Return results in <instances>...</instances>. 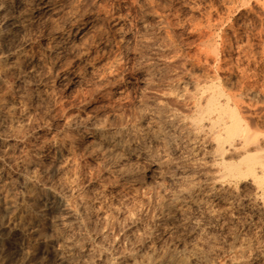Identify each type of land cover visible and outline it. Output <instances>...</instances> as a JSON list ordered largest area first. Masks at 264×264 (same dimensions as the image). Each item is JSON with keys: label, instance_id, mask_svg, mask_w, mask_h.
<instances>
[{"label": "rangeland", "instance_id": "1", "mask_svg": "<svg viewBox=\"0 0 264 264\" xmlns=\"http://www.w3.org/2000/svg\"><path fill=\"white\" fill-rule=\"evenodd\" d=\"M42 1L0 0V264H141L146 254L150 264L172 255L188 264H264V191L251 175L222 166L240 153L227 158L229 151L213 149L208 130L190 123L200 89L210 84L238 93L244 108L256 107L257 114L245 109L249 118H261L264 0H50L40 12ZM90 13L98 16L79 46L58 43ZM128 78L124 97L110 90ZM94 126L143 142L152 156L121 147H111L116 156L103 154ZM65 136L73 137L70 148L59 149L55 141ZM63 199L71 209L74 201L73 215Z\"/></svg>", "mask_w": 264, "mask_h": 264}, {"label": "bare ground", "instance_id": "2", "mask_svg": "<svg viewBox=\"0 0 264 264\" xmlns=\"http://www.w3.org/2000/svg\"><path fill=\"white\" fill-rule=\"evenodd\" d=\"M48 1H50V0H43L42 2H41V4H39V5H37L36 6V8L37 9H40L39 11L40 12H42L44 9V7H47V5H48ZM245 1V0H244ZM51 2H52V0H51ZM51 2L49 3L50 4V6H51ZM259 2V1H258ZM263 2V1H262ZM11 3V2H10ZM40 3V2H39ZM12 4V3H11ZM118 4V3H117ZM49 6V5H48ZM262 6H264V5H262ZM48 8V7H47ZM97 10V9H96ZM264 10V9H263ZM99 11V10H98ZM102 11V10H101ZM94 12V11H93ZM103 12V11H102ZM104 13V12H103ZM115 13V12H114ZM12 14V13H11ZM41 14V13H40ZM105 14V13H104ZM103 15V14H102ZM112 15V14H111ZM113 15H118V13L116 14H113ZM112 15V16H113ZM97 16H98V13H90V15H88V16H86L85 18H83L80 22H79V24H76V26L74 27V28H71L70 30H66L67 32H65V34H61L60 35V37H59V39L57 40L58 41V43H59V41H61V43L62 42H68V44H69V46H70V48H72L73 47V45H72V47H71V44H74L78 39H79V37L83 34L84 35V32L85 31H88V29L87 28H90V25H91V27L92 26H94V25H92V20L93 19H95V18H97ZM100 17H101V15H99ZM108 16H110V15H108ZM119 16V15H118ZM99 18V17H98ZM112 18V17H111ZM23 20V19H22ZM112 20V19H111ZM114 20V19H113ZM12 21V20H11ZM95 21V20H94ZM16 22V21H15ZM23 22V21H22ZM22 22H21V24H22ZM114 22V21H113ZM14 23V22H13ZM94 23V22H93ZM118 23V22H117ZM11 24H12V22H11ZM18 24V23H17ZM110 24V23H109ZM112 24V23H111ZM114 24V23H113ZM17 26V25H16ZM19 26V25H18ZM110 27V26H109ZM120 27V26H119ZM259 28H260V26H259ZM1 30V29H0ZM11 30V29H10ZM100 30V32H101V29H99ZM103 30V29H102ZM106 30V29H105ZM109 30V29H108ZM111 30V29H110ZM114 30L116 31V28H114ZM103 32V31H102ZM9 33V32H8ZM244 33V32H243ZM3 34V33H2ZM1 34V35H2ZM264 34V33H263ZM3 35H5V33L3 34ZM104 35H106V34H104ZM246 35V34H245ZM14 36V35H13ZM98 36H100V35H98ZM101 36H102V34H101ZM4 37V36H3ZM107 37V36H106ZM57 38V37H56ZM105 38V37H104ZM97 39H98V37H97ZM107 40H108V38H106ZM106 39H105V41H106ZM56 40V39H55ZM1 41V40H0ZM94 41H96V40H94ZM93 41V43L95 44L96 42H94ZM104 41V40H103ZM260 41V40H259ZM264 41V40H263ZM98 42V41H97ZM57 43V44H58ZM77 43H78V41H77ZM77 43H76V45H77ZM92 43V42H91ZM91 43H89V44H91ZM103 43V42H102ZM55 44V43H54ZM97 44V43H96ZM107 44V43H106ZM239 44V43H238ZM252 44V43H251ZM75 45V44H74ZM248 45V44H247ZM54 46V45H53ZM57 46V45H56ZM63 46V45H62ZM61 46V47H62ZM68 46V45H67ZM78 46H79V43H78ZM101 46H102V44H101ZM226 46V45H225ZM61 47H58L59 48V50H60V48ZM83 48H84V46H82ZM87 47H88V45H87ZM87 47H85V48H87ZM103 47V46H102ZM218 47V46H217ZM227 47V46H226ZM231 47V46H230ZM229 47V48H230ZM235 47V46H234ZM74 48V47H73ZM105 48V47H104ZM61 49H63V48H61ZM94 49V48H93ZM214 49V48H213ZM216 49V48H215ZM218 49H219V47H218ZM241 49V48H240ZM55 50H56V48H55ZM78 50H80V48L78 49ZM221 50V49H220ZM263 50V49H262ZM64 51V50H63ZM69 51V50H68ZM71 51V50H70ZM75 51V50H74ZM77 51V50H76ZM83 51H84V49H83ZM86 51V50H85ZM100 51V50H99ZM102 51H103V49H102ZM251 51V50H250ZM81 51H79V53H80ZM96 52H97V50H96ZM96 52H94V53H96ZM247 52H248V50H247ZM60 53V52H59ZM62 53V52H61ZM102 53V52H101ZM207 53V52H206ZM219 53V52H218ZM76 54V53H75ZM97 55H98V52L96 53ZM212 54H214L213 52H212ZM248 54V53H247ZM263 54H264V52H263ZM57 55V54H56ZM71 55V54H70ZM79 55H81V54H78V55H76V57L77 56H79ZM75 56V55H74ZM73 56V57H74ZM94 56H95V54H90V55H88V58L86 59V58H84L83 60H82V62L84 63V65H85V63H87L88 62V60L90 59L91 60V58H94ZM213 56V55H212ZM217 56V55H216ZM244 56H246V55H244ZM249 56V55H248ZM97 57V56H96ZM215 57V56H214ZM235 57V56H234ZM261 57V56H260ZM57 58V57H56ZM71 58V57H70ZM4 60H5V56H4V58H3ZM58 59V58H57ZM60 59V58H59ZM247 59V58H246ZM252 59H254V58H252ZM213 60V59H212ZM216 60V59H215ZM255 60V59H254ZM263 60V59H262ZM3 61V60H2ZM252 61V60H251ZM258 61H259V59H258ZM54 62H55V60H54ZM53 62V63H54ZM69 62V61H68ZM67 62V63H68ZM71 62V61H70ZM77 62V61H76ZM91 62V61H90ZM254 62V64H255V62L256 61H253ZM252 62V63H253ZM264 62V61H263ZM67 63H65L66 65H67ZM247 63H248V61H247ZM262 63V62H261ZM77 64V63H76ZM75 64V65H76ZM1 65V64H0ZM5 65V64H4ZM3 65V66H4ZM73 65L74 64H68V70H69V72H71L72 70H73V68H71V67H73ZM79 64H77V66H78ZM258 65V64H257ZM262 65V64H261ZM260 64H259V67L261 66ZM82 66V65H81ZM255 66V65H254ZM2 67V66H1ZM82 67H84V66H82ZM232 67V66H231ZM78 68H80L79 66H78ZM85 68V67H84ZM83 68V69H84ZM234 68V67H233ZM263 68V67H262ZM65 69V68H64ZM235 69V68H234ZM242 69H244V68H242ZM241 69V70H242ZM259 69V68H258ZM257 69V70H258ZM82 70V69H81ZM246 71L248 70V69H245ZM251 70V69H250ZM260 70H261V68H260ZM77 71V70H76ZM79 71H80V69H79ZM237 71V70H236ZM244 71V70H243ZM245 71V72H246ZM252 71H253V69H252ZM255 71H256V69H255ZM239 72V71H238ZM251 72V71H250ZM258 72V71H257ZM75 73V72H74ZM262 73V72H261ZM241 74H242V72H241ZM252 74H254L253 72H252ZM246 76H248L247 75V73L245 74ZM263 75V74H262ZM240 76V75H239ZM243 76V75H242ZM241 76V77H242ZM245 76V77H246ZM254 76H256V75H254ZM241 77H239V79L241 78ZM245 77H243V78H245ZM249 78H250V76H248ZM247 77V78H248ZM253 77V76H252ZM122 78V77H121ZM194 78V77H193ZM206 78V77H205ZM216 78V77H215ZM257 78V77H256ZM260 78H261V76H260ZM262 78H264V77H262ZM120 79V78H119ZM203 78H201V80H202ZM214 79V78H213ZM217 80H218V78H216ZM242 79V78H241ZM241 79H240V81H241ZM117 80V79H116ZM201 80H199L198 79V81H201ZM211 80H212V78H211ZM245 80H246V78H245ZM249 80V79H248ZM256 79H254V83L256 82L255 81ZM258 80V79H257ZM261 80V79H260ZM263 80V79H262ZM206 81V80H205ZM208 81V80H207ZM210 81V80H209ZM251 81H252V79H251ZM114 83H112L111 84V88L112 89H110L111 91L112 90H114V91H119L118 92V94L120 93V91H121V88L124 86V85H126L127 86V84L129 83V78L128 79H122V80H117V81H113ZM193 82H195V81H193ZM260 82V81H259ZM259 82H257L258 83V85L260 84ZM262 82V85L260 86L261 88V90H263V92H264V81H261ZM218 83V82H217ZM216 83V84H217ZM238 83V82H237ZM247 83V82H246ZM245 82L243 83V84H246ZM248 83H250V82H248ZM207 84V83H206ZM223 84V83H222ZM239 84V83H238ZM237 84V85H238ZM242 84V83H241ZM256 84V83H255ZM129 85V84H128ZM240 85V84H239ZM249 85V84H248ZM247 85V86H248ZM253 83H251V86L253 87ZM125 86V87H126ZM235 86V85H234ZM233 86V87H234ZM246 86V85H245ZM209 89H204L203 87V89H200L202 92H200L201 93V99H199V101L197 102V104L195 103V100H194V103L196 104L195 105V109H194V111H191V112H194V116L192 117V119H191V122L190 121H188V119H187V121L188 122H190L191 124H193V128H197V127H201L202 126V131H203V129L205 128L206 130H208L209 132L208 133H211L210 135L212 136V139L214 140V142H212V144L214 143V148L212 147V145L211 144H209V145H211L210 147H212L213 149H215L216 151H218V152H220V153H225L226 151H229V155H227L228 157L227 158H229V156H231V154H230V151H237L238 153H240V155H238L237 154V152H235L236 154L233 156V159L235 160V156L236 155H238V157H239V159L238 160H236V161H229L228 160V162H224V165L222 164V166H224L225 168H226V170H227V172L229 173V174H231V175H233V176H235V175H240L241 176V174H249V176L251 175L253 178H254V181L256 182V184H254V181H253V185H257V191L259 192V191H264V129L262 128V126L264 125V123L262 122V120H264V111H262V112H259L260 114H259V117H261L259 120H258V118H257V120H255L254 122H253V120H251L250 118H254L256 115H254V117H250L249 118V116H248V111H246L245 109H247V108H244L242 105H247V104H242V102H243V100L241 99V98H239V96L237 95L238 93H234V92H227L226 90H224L223 89V87H221V86H219L218 84L217 85H215V84H210V85H208L207 86ZM236 88H237V86H235ZM235 87H234V89H235ZM240 87V86H239ZM250 87V86H249ZM256 87V86H255ZM258 87V86H257ZM109 88V87H108ZM107 88V89H108ZM127 88V87H126ZM244 88V87H243ZM248 88V87H247ZM259 88V87H258ZM126 90V89H125ZM194 90V89H193ZM195 90H197L198 91V89H195ZM230 90H231V88H230ZM236 90V89H235ZM241 90H243V89H241ZM247 90H249V88L247 89ZM246 90V88L244 89V91L243 92H246L247 91ZM206 91V92H205ZM229 91V90H228ZM254 91H255V88H254ZM256 91H257V89H256ZM255 91V92H256ZM125 92V91H124ZM237 92V91H236ZM242 92V91H241ZM240 92V93H241ZM249 92V91H248ZM250 92H251V89H250ZM249 92V93H250ZM255 92H253V95L255 94ZM262 92V93H263ZM106 93V92H105ZM107 93H109L108 92V90H107ZM106 93V94H107ZM111 93V92H110ZM109 93V94H110ZM122 93V92H121ZM193 93H195V91L193 92ZM198 93V92H197ZM248 93V94H249ZM261 93V92H260ZM261 93V94H262ZM124 94V93H123ZM244 94V93H243ZM258 94V93H257ZM264 94V93H263ZM120 96L122 95V94H119ZM187 95V97H188V94H186ZM190 95H192V94H190ZM189 95V96H190ZM245 95H246V93H245ZM259 95V94H258ZM109 97H110V95H108ZM107 95H106V97H108ZM114 96V95H113ZM123 96V95H122ZM198 96V95H197ZM200 96V95H199ZM198 96V97H199ZM241 96V95H240ZM252 96V95H251ZM255 96V95H254ZM257 96V95H256ZM263 96V95H262ZM115 98H116V95L114 96ZM118 97V96H117ZM124 97V96H123ZM197 97V98H198ZM242 98H243V96H241ZM115 98H113V99H115ZM193 98V97H192ZM195 98V97H194ZM255 98H257V97H255ZM259 98L260 97H258V99H255L254 100V102L253 101H251V103H249L248 105H250V104H252V105H255L256 104V102L257 103H259L258 101H259ZM264 97H262V99H263ZM254 99V98H253ZM261 99V98H260ZM247 100H249V102H250V100L251 99H247ZM246 101V100H245ZM244 101V102H245ZM264 101V100H263ZM192 102V101H191ZM243 102V103H244ZM261 103V102H260ZM261 105H262V103H261ZM261 105H259V104H257L256 106H261ZM194 106V105H193ZM264 107V106H263ZM262 107V108H263ZM254 108H256V107H253L252 109L251 108H248V109H250L249 110V112L250 113H256V112H254L255 110H254ZM260 108V107H259ZM262 108L260 109V110H262ZM264 110V109H263ZM189 114V113H188ZM257 114V113H256ZM171 115H174L173 113L172 114H170V116ZM176 115V114H175ZM190 115V114H189ZM250 115V114H249ZM252 115V114H251ZM250 115V116H251ZM169 116V117H170ZM191 116V115H190ZM168 117V116H167ZM168 117V118H169ZM177 117H179V116H177ZM186 117V116H185ZM189 117V116H188ZM187 117V118H188ZM175 118V117H174ZM171 119V118H170ZM178 121V120H177ZM182 121V120H181ZM186 121V120H185ZM202 121H204V123H201ZM171 123V122H170ZM170 123H169V125H170ZM182 123H183V121H182ZM187 123V122H186ZM189 123V124H190ZM172 124H174V123H172ZM97 125V124H96ZM160 125V124H159ZM184 125V124H183ZM102 126V125H101ZM162 126V125H161ZM178 126H180V125H178ZM189 126V125H188ZM100 127V126H99ZM99 127H96V126H94L93 128H92V130L98 135V141H100V142H103V143H105V145H103V146H105L106 148H104V147H102L103 148V154H107V156L109 155V156H116L117 154L116 153H113V151H111V147H121V149L123 150V152L124 153H126V154H134V155H138V156H147L148 157V155L150 154V153H148V150H147V148L145 147V144L143 143V142H139V140L136 142V143H134L135 142V140H134V142H126L127 140L125 139V138H123V135H121V133H119L118 131H113V130H109V131H102ZM169 127V126H168ZM168 127H166V128H168ZM172 127V126H171ZM184 127V126H183ZM101 128H103V127H101ZM105 128V127H104ZM107 128V127H106ZM119 128V127H118ZM137 128V127H136ZM159 128V127H158ZM161 128V127H160ZM159 128V129H160ZM164 128V127H163ZM187 128V127H186ZM189 128V127H188ZM192 128V129H193ZM110 129V128H109ZM112 129V128H111ZM138 129V128H137ZM178 129V128H177ZM176 129V130H177ZM191 129V128H190ZM91 130V131H92ZM108 130V129H107ZM127 130V129H126ZM134 130V129H133ZM168 130V129H167ZM184 130V129H183ZM206 130H205V132H206ZM119 131H120V129H119ZM138 131V130H137ZM136 131V132H137ZM158 131V130H157ZM156 131V132H157ZM172 131V130H171ZM175 131V130H174ZM181 131H182V128H181ZM187 131V130H186ZM196 131V130H195ZM87 132V131H86ZM89 132V131H88ZM121 132V131H120ZM164 132H165V130H164ZM163 132V133H164ZM184 132V131H183ZM183 132H181V133H183ZM204 132V131H203ZM203 132H201L202 134H203ZM125 133V132H124ZM128 133H130V132H128ZM155 133V132H154ZM161 133V132H160ZM171 132H169V134H170ZM175 134V133H178L179 134V132H172V134ZM180 133V134H181ZM195 132H192V134H194ZM126 134V133H125ZM137 134V133H136ZM156 134V133H155ZM167 134V133H166ZM196 134V133H195ZM200 134V133H199ZM206 134V133H205ZM130 135V134H129ZM139 135V134H138ZM157 135V134H156ZM160 135V134H159ZM164 135V134H163ZM171 135V134H170ZM182 135V134H181ZM201 135V134H200ZM209 135V137L211 138V136ZM125 136V135H124ZM131 136H133V135H131ZM134 136H135V134H134ZM137 136V135H136ZM154 136V135H153ZM161 136V135H160ZM177 136V135H176ZM183 136H186V135H183ZM194 136V135H193ZM138 137V136H137ZM157 137V136H156ZM162 137V136H161ZM171 138L173 137V135H171L170 136ZM174 137H175V135H174ZM181 137V136H180ZM190 137V136H189ZM73 137H71V136H65V137H63V138H60V139H58V142L57 141H55V144L57 145H55L56 147H59V149H60V147L61 146H66L67 145V147H68V145L69 144H71V142H72V139ZM96 138V137H95ZM139 138V137H138ZM168 138V137H167ZM175 138H177V137H175ZM183 138V137H182ZM192 138L193 137H191L190 139L192 140ZM198 138V137H197ZM201 139H202V135H201V137H200ZM134 139V138H133ZM137 139V138H136ZM141 139V138H140ZM158 139H160L159 137H158ZM164 139V138H163ZM178 139V138H177ZM184 139V138H183ZM190 139L188 138L187 140H189L190 141ZM199 139V138H198ZM211 139V140H212ZM142 140V139H141ZM162 140V139H161ZM169 140H172V139H169ZM180 140H181V138H180ZM194 140V139H193ZM200 140V139H199ZM211 140H210V142H211ZM212 140V141H213ZM98 141H96V143L98 144ZM174 141V140H173ZM184 141V140H183ZM198 141V140H197ZM203 141H204V139H203ZM57 142V143H56ZM167 142V141H166ZM181 142V141H180ZM185 142V141H184ZM201 142V141H200ZM205 142H207V139H206V141ZM74 143V142H73ZM96 143H95V146H96ZM148 143V142H147ZM146 143V144H147ZM164 143V142H163ZM178 143V142H177ZM185 143H188V142H185ZM199 143V142H198ZM165 144V143H164ZM183 144V142L181 143V145ZM191 145H192V143H190ZM203 144V143H202ZM43 145V144H42ZM100 145V144H99ZM170 145H172L171 143H170ZM174 145H176V144H174ZM188 145V144H187ZM198 145V144H197ZM41 146V145H40ZM44 146V145H43ZM70 146V145H69ZM151 146V145H150ZM149 146V147H150ZM168 146V145H167ZM167 146H165V147H167ZM193 146H196V145H193ZM42 147V146H41ZM93 147V146H92ZM97 147V146H96ZM95 147V148H96ZM168 147H170V146H168ZM176 147V146H175ZM197 147V146H196ZM198 147H199V145H198ZM53 148V147H52ZM51 148V149H52ZM68 148H70V147H68ZM94 148V149H95ZM99 148H101V145L99 146ZM101 148V149H102ZM184 148V147H183ZM55 149V148H54ZM57 149V148H56ZM92 149V148H91ZM100 149V150H101ZM114 149V148H113ZM152 149V148H151ZM191 149V148H190ZM190 149H189V151H190ZM212 149V150H213ZM27 150V149H26ZM25 150V151H26ZM39 150H42V149H39ZM118 150V149H117ZM120 150V149H119ZM118 150V151H119ZM188 150V149H187ZM38 151V150H37ZM60 151V150H59ZM27 152V151H26ZM115 152V151H114ZM117 152V151H116ZM122 152V151H121ZM122 152V153H123ZM152 152V151H151ZM157 152H158V150H157ZM156 152V153H157ZM194 152V151H193ZM198 152V151H197ZM21 153H23V152H21ZM45 153V152H44ZM49 153V152H48ZM62 153V152H61ZM98 153V152H97ZM99 153H100V151H99ZM120 153V151L118 152V154ZM155 153V152H154ZM198 153H200V152H198ZM232 153V152H231ZM234 153V152H233ZM23 154H25V153H23ZM22 154V155H23ZM27 154V153H26ZM29 154V153H28ZM31 154V153H30ZM56 154V153H55ZM116 154V155H115ZM153 154V153H152ZM216 154V153H215ZM214 154V155H215ZM45 155H46V153H45ZM51 155V154H50ZM120 155V154H119ZM124 155V154H123ZM155 155H157V154H155ZM213 155V156H214ZM218 155V154H217ZM223 155V154H222ZM29 156V155H28ZM52 156V155H51ZM61 157H62V155H60ZM150 156H152L151 154H150ZM225 156V155H224ZM231 156V157H232ZM29 157H31V156H29ZM49 157V156H48ZM128 157V156H127ZM217 158H219L218 156H216ZM215 157V158H216ZM237 157V158H238ZM33 158V157H32ZM113 158V157H112ZM116 158V157H115ZM121 158V157H120ZM124 158V157H123ZM130 158V157H129ZM132 158H134V157H132ZM159 158H160V156H159ZM158 158V159H159ZM213 158V157H212ZM216 158V159H217ZM28 159V158H27ZM49 159V158H48ZM110 159V158H109ZM127 159V158H126ZM157 159V160H158ZM167 159V157L165 158V160ZM214 159V158H213ZM213 159H212V161H213ZM215 159V160H216ZM222 159V158H221ZM221 159H220V161H221ZM22 160V159H21ZM29 161H30V159H28ZM27 160V162H29ZM45 160V159H44ZM50 160V159H49ZM121 160V159H120ZM127 160H129V159H127ZM133 160V159H132ZM155 160V159H154ZM225 160L227 161V159H226V157H225ZM23 161H25L24 159H23ZM47 161V160H46ZM51 161V160H50ZM136 161V160H135ZM152 160H150V162H151ZM156 161V160H155ZM161 161H164V160H161ZM161 161H160V163H161ZM216 161H218V160H216ZM26 162V161H25ZM27 162H26V164H27ZM122 162V161H121ZM125 163H126V161H124ZM123 162V163H124ZM133 162V161H132ZM157 162V161H156ZM156 162H152L151 163V165H153L154 166V163H156ZM1 163V162H0ZM49 163V162H48ZM167 163H169V162H167ZM215 164H216V162H214ZM129 164V163H128ZM131 165L133 164V163H130ZM136 164V163H135ZM163 164V163H162ZM211 164H212V162H211ZM121 165V164H120ZM126 165V164H125ZM124 164H122V166H125ZM160 165V164H159ZM217 165V164H216ZM215 165V166H216ZM219 165V164H218ZM3 166V165H2ZM127 166H130V165H127ZM127 166H126V168H127ZM133 166V165H132ZM158 166V165H157ZM165 166V165H164ZM135 167L136 166H134V169H135ZM138 167V166H137ZM159 167V166H158ZM217 167V166H216ZM125 167H123V169H126ZM132 168V167H131ZM154 168V167H153ZM156 168V167H155ZM154 168V169H155ZM161 168V167H160ZM160 168H156V169H160ZM165 168V167H164ZM221 168V167H220ZM119 169V168H118ZM122 169V170H123ZM121 170V171H122ZM127 170V169H126ZM128 170H130L129 169V167H128ZM127 170V171H128ZM133 170V169H132ZM131 170V171H132ZM135 170H137V169H135ZM134 170V171H135ZM161 170V169H160ZM224 170V169H223ZM225 170V171H226ZM8 171V170H7ZM120 171V172H121ZM162 171H164V170H162ZM166 171V170H165ZM216 171H218V172H220L219 170H216ZM133 172V171H132ZM7 173V172H6ZM11 173V172H10ZM122 173V172H121ZM129 173H131V172H129ZM161 173V172H160ZM225 173V172H224ZM224 173H222V174H224ZM125 174H126V172H125ZM219 173H217V175H218ZM226 174V173H225ZM5 176V175H4ZM7 176V175H6ZM220 176H222L221 175V172H220ZM228 176V175H227ZM243 176H245V175H243ZM248 176V175H247ZM250 176V177H251ZM2 177V176H1ZM7 177H9V176H7ZM12 177V176H11ZM13 178V177H12ZM212 178H214L213 176L211 177V179ZM216 178H218V177H215V179ZM225 178V177H224ZM5 179H6V177H5ZM4 179V180H5ZM10 178H8V180H9ZM222 179H223V177H222ZM2 180V179H1ZM3 180V181H4ZM7 180V181H8ZM13 180V179H12ZM26 180V179H25ZM184 180V179H183ZM253 180V179H252ZM11 181V180H10ZM9 181V182H10ZM27 181H28V179H27ZM193 181H194V179H193ZM221 181V180H220ZM224 181V180H223ZM14 182V181H13ZM32 182V181H31ZM31 182H29V183H31ZM185 182H186V179H185ZM185 182L183 183V185H185ZM192 182V181H191ZM212 182V181H211ZM217 182V181H216ZM250 182V181H249ZM28 183V184H29ZM33 183V182H32ZM180 183V182H179ZM223 183V182H222ZM225 183V182H224ZM2 184H4V182L2 183ZM7 184V183H6ZM186 184H189V182L188 183H186ZM5 185V184H4ZM11 185H13L12 183H11ZM32 185V184H31ZM190 185H192V184H190ZM195 184H193V186H194ZM215 185V184H214ZM252 185V184H251ZM1 186H3V185H1ZM27 186V185H26ZM35 186V185H34ZM189 186V185H188ZM219 186V185H218ZM5 187H6V185H5ZM211 187V186H210ZM224 187V186H223ZM255 187V186H254ZM3 189H4V187H2ZM9 188H11L10 186H9ZM31 188V187H30ZM190 188V187H189ZM214 188H216V186L214 187ZM218 188V187H217ZM6 189H8V188H6ZM184 190L186 189V187H184L183 188ZM222 189V188H221ZM31 190V189H30ZM210 190H212V189H210ZM255 190V189H254ZM4 191H6V190H4ZM4 191L2 192V193H4ZM29 191V190H28ZM186 191H188L187 189H186ZM222 191V190H221ZM42 192H43V190H42ZM47 193V192H46ZM45 193V194H46ZM49 193V192H48ZM54 193V192H53ZM233 193V192H232ZM254 193H255V191H254ZM261 193V192H260ZM56 194V193H55ZM223 194V193H222ZM222 194L220 195V197L222 196ZM237 194V193H236ZM256 194V193H255ZM8 195V194H7ZM51 195V194H50ZM225 195V194H224ZM238 195V194H237ZM257 195V194H256ZM9 196V195H8ZM7 196V197H8ZM59 196V195H58ZM187 196V195H186ZM228 196V195H227ZM259 196V195H258ZM3 197H5V196H3ZM51 197H53V196H51ZM60 197V196H59ZM172 197V196H171ZM185 197V196H184ZM254 197V196H253ZM256 197V196H255ZM260 197V196H259ZM80 198V197H79ZM83 198V197H82ZM223 198V197H222ZM231 198V197H230ZM261 198V197H260ZM84 199V198H83ZM172 200L174 199V198H171ZM177 199V198H176ZM192 199V198H191ZM229 199V198H228ZM241 199V198H240ZM256 199V198H255ZM55 200V199H54ZM65 199H63V201H64ZM68 199H66V201H67ZM85 200V199H84ZM84 200H82V201H84ZM199 200V199H198ZM232 200H233V198H232ZM257 200V199H256ZM262 200V199H261ZM68 201H70V200H68ZM67 201V202H68ZM72 201V200H71ZM160 201V200H159ZM158 201V202H159ZM181 201V200H180ZM231 201V200H230ZM258 201V200H257ZM256 201V202H257ZM4 202V201H3ZM12 202V201H11ZM10 202V203H11ZM59 202H61V201H58V203ZM74 202V201H73ZM72 202V203H73ZM75 202H78L77 200H75ZM173 202L175 203V201L173 200ZM227 202V201H226ZM225 202V203H226ZM262 202V201H261ZM7 203H9V202H7ZM9 203V204H10ZM63 203V202H62ZM72 203H71V207H72V209L68 206L69 205V203L67 204V205H64L65 204V201H64V203H63V205L65 206L64 207V209H66L68 212H71V215H73L72 213L74 212V211H72L74 208H73V205H72ZM84 203V202H83ZM85 203H86V201H85ZM160 203V202H159ZM230 203V202H229ZM254 203V202H253ZM252 203V204H253ZM263 203V202H262ZM13 204V203H12ZM239 204H241V202L239 203ZM251 204V205H252ZM258 204V203H257ZM260 204V203H259ZM14 205V204H13ZM26 205V204H25ZM24 205V206H25ZM63 205H61L60 204V206H63ZM83 205V204H82ZM236 205V204H235ZM234 205V206H235ZM264 205V204H263ZM85 206H87V205H85ZM229 206V205H228ZM257 206V205H256ZM6 207V206H5ZM75 207V206H74ZM88 207V206H87ZM258 207V206H257ZM9 208V207H8ZM25 208V207H24ZM61 208H63V207H61ZM76 208L77 207H75V210H76ZM80 208H85V207H80ZM255 208V207H254ZM26 209V208H25ZM28 209V208H27ZM86 209V208H85ZM84 209V210H85ZM65 210V211H66ZM253 210V209H252ZM82 211V210H81ZM86 211H87V209H86ZM255 211V210H254ZM40 212V211H39ZM78 212H79V210H78ZM167 213H168V211H167ZM82 214V213H81ZM84 214H86L85 212H84ZM84 214L82 215V216H84ZM37 215H38V213H37ZM70 216V215H69ZM76 216H78V214L76 215ZM81 216V217H82ZM36 217V216H35ZM40 217V216H39ZM74 218H77V217H74ZM84 218V217H83ZM36 219V218H35ZM166 219V218H165ZM79 221V220H78ZM83 224V223H82ZM64 228V227H63ZM62 228V229H63ZM67 228V227H66ZM57 230V229H56ZM60 230V229H59ZM67 230V229H66ZM62 232V231H61ZM63 232H66L67 233V231H63ZM57 233V232H56ZM62 234H64V233H62ZM61 235V234H60ZM65 235V234H64ZM63 236V235H62ZM66 237V236H65ZM66 238H68V237H66ZM62 240H64L65 238H61ZM147 240V239H146ZM145 240V241H146ZM64 242V241H63ZM78 242V241H77ZM71 243H73V242H71ZM75 243V242H74ZM147 245V244H146ZM145 245V246H146ZM148 245H150V244H148ZM146 246V247H148L149 248V246ZM73 246V245H72ZM72 246L70 247V248H72ZM136 247V246H135ZM155 247V246H154ZM157 247V246H156ZM63 248V247H62ZM76 248H77V246H76ZM132 248H134V247H132ZM158 248V247H157ZM172 248V247H171ZM136 249V248H135ZM170 249V248H169ZM174 249H175V247H174ZM178 249V248H177ZM64 250V249H63ZM68 250V249H67ZM131 250V249H130ZM133 250V249H132ZM145 250V249H144ZM146 250H148V249H146ZM145 250V251H146ZM156 250H158V249H156ZM168 250V249H167ZM184 250H186V249H184ZM196 250V249H195ZM247 250V249H246ZM69 251V250H68ZM162 251V250H161ZM161 251H159V255H160V252ZM164 251V250H163ZM171 251H174V250H172L171 249ZM187 252H189L188 250H186ZM185 251V252H186ZM199 251V250H198ZM138 252H139V250H138ZM138 252H136V253H138ZM142 252V251H141ZM148 252H149V250H148ZM147 252V253H148ZM156 252V251H155ZM167 252H169V251H167ZM166 252V253H167ZM177 252V251H176ZM185 252H184V254H185ZM257 252V251H256ZM132 253V252H131ZM150 253V252H149ZM171 253V252H170ZM180 253V252H179ZM197 253V252H196ZM199 253V252H198ZM63 254V253H62ZM128 254V253H127ZM134 254V253H133ZM168 254V253H167ZM166 254V255H167ZM174 254V253H173ZM176 254V253H175ZM174 254V255H175ZM181 254V253H180ZM182 254H183V252H182ZM189 254V253H188ZM244 254V253H243ZM246 254V253H245ZM124 255H126V254H124ZM147 255V256H146ZM144 254V256H146V258H144L143 256V260H142V258H141V260H142V263L141 264H150V260L152 259H150V256L148 257V254ZM150 255H152V254H150ZM158 255V256H159ZM171 255V254H170ZM192 255V254H191ZM129 257H130V255H128ZM154 256V255H153ZM157 256V257H158ZM178 256V255H177ZM240 256V255H239ZM245 256V255H244ZM244 256H243V258H244ZM247 256H248V254H247ZM136 257H138V256H136ZM140 257H141V255H140ZM152 257V256H151ZM156 257V258H157ZM160 257V256H159ZM165 257V256H164ZM182 257V256H181ZM184 257H186V256H184ZM194 257V256H193ZM120 258H122V256L120 257ZM135 258V257H134ZM134 258H132V259H134ZM139 258V257H138ZM137 258V259H138ZM201 258V257H200ZM125 259V258H124ZM140 259V258H139ZM186 259H188V258H185V259H183V258H180V257H176V256H167V257H165V258H161V259H158V261H157V263L156 264H188V262L186 261ZM242 259V258H241ZM135 260V259H134ZM198 260V259H197ZM196 260V261H197ZM239 260V259H238ZM245 260V259H244ZM124 262H126L125 260H123ZM190 261V260H189ZM199 261V260H198ZM264 261V260H263ZM68 262V261H67ZM128 262H131L130 260L128 261ZM128 262L126 263V264H128ZM140 262V261H139ZM156 262V261H155ZM155 262H154V264H155ZM70 263V262H69ZM71 263H72V261H71ZM246 263V262H245ZM244 263V264H245ZM256 263V262H255ZM264 263V262H263ZM123 264V263H122ZM130 264H132V262L130 263ZM133 264H135V263H133ZM137 264V263H136ZM234 264V263H233ZM260 264V263H259ZM261 264H262V262H261Z\"/></svg>", "mask_w": 264, "mask_h": 264}]
</instances>
